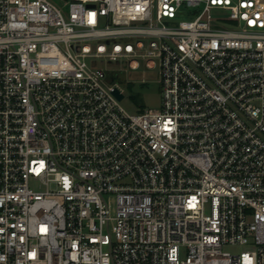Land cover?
<instances>
[{"label": "built area", "instance_id": "1", "mask_svg": "<svg viewBox=\"0 0 264 264\" xmlns=\"http://www.w3.org/2000/svg\"><path fill=\"white\" fill-rule=\"evenodd\" d=\"M0 264H264V0H0Z\"/></svg>", "mask_w": 264, "mask_h": 264}, {"label": "rangeland", "instance_id": "2", "mask_svg": "<svg viewBox=\"0 0 264 264\" xmlns=\"http://www.w3.org/2000/svg\"><path fill=\"white\" fill-rule=\"evenodd\" d=\"M61 5L69 0H52ZM99 66L106 68H122L125 73H120L118 80L124 89L125 96L121 100L122 107L130 112L137 113L144 108H159L161 105V89L157 81V70H149L141 66L137 70L130 69L125 63L100 62ZM130 83H128V82ZM32 187L36 190H44L45 187L33 183ZM246 245H225L224 250L231 253H240L247 250Z\"/></svg>", "mask_w": 264, "mask_h": 264}, {"label": "water", "instance_id": "3", "mask_svg": "<svg viewBox=\"0 0 264 264\" xmlns=\"http://www.w3.org/2000/svg\"><path fill=\"white\" fill-rule=\"evenodd\" d=\"M115 94L117 95L118 99H122L123 95L121 93H119L118 90L115 91Z\"/></svg>", "mask_w": 264, "mask_h": 264}]
</instances>
